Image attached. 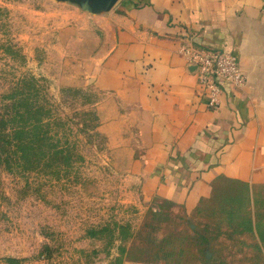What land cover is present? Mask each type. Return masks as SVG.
<instances>
[{"label": "rangeland", "instance_id": "obj_1", "mask_svg": "<svg viewBox=\"0 0 264 264\" xmlns=\"http://www.w3.org/2000/svg\"><path fill=\"white\" fill-rule=\"evenodd\" d=\"M120 1L0 0V44L11 47L0 46V92L37 77L71 146L38 168L0 165V264H264V182L219 178L189 210L154 198L132 168L146 145L138 124L104 129L110 93L95 82Z\"/></svg>", "mask_w": 264, "mask_h": 264}, {"label": "crops", "instance_id": "obj_2", "mask_svg": "<svg viewBox=\"0 0 264 264\" xmlns=\"http://www.w3.org/2000/svg\"><path fill=\"white\" fill-rule=\"evenodd\" d=\"M115 18L96 75L110 93L99 114L110 136L111 120L139 125L146 145L132 168L148 193L192 210L219 178L264 182V0H121ZM189 34L235 52L248 77L224 84L217 109L179 51ZM123 94L126 104L113 105Z\"/></svg>", "mask_w": 264, "mask_h": 264}, {"label": "trees", "instance_id": "obj_3", "mask_svg": "<svg viewBox=\"0 0 264 264\" xmlns=\"http://www.w3.org/2000/svg\"><path fill=\"white\" fill-rule=\"evenodd\" d=\"M44 90L37 77L25 75L0 92V165L38 168L47 153H71L68 143L62 145L67 128L56 114L57 104Z\"/></svg>", "mask_w": 264, "mask_h": 264}, {"label": "built area", "instance_id": "obj_4", "mask_svg": "<svg viewBox=\"0 0 264 264\" xmlns=\"http://www.w3.org/2000/svg\"><path fill=\"white\" fill-rule=\"evenodd\" d=\"M186 36L179 51L195 67L199 84L205 89L208 106L217 109L221 103L224 84L242 87L247 83L248 77L235 52L202 47L192 35Z\"/></svg>", "mask_w": 264, "mask_h": 264}, {"label": "water", "instance_id": "obj_5", "mask_svg": "<svg viewBox=\"0 0 264 264\" xmlns=\"http://www.w3.org/2000/svg\"><path fill=\"white\" fill-rule=\"evenodd\" d=\"M86 1H91L92 5L94 7H107V8H111L112 6L115 5V3L118 0H86ZM207 257L211 256V253L209 251L206 252Z\"/></svg>", "mask_w": 264, "mask_h": 264}]
</instances>
